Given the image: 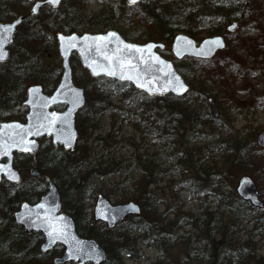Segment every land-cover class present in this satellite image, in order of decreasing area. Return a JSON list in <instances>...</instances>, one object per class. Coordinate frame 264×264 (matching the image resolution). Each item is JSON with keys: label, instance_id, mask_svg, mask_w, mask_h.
Instances as JSON below:
<instances>
[{"label": "trees", "instance_id": "16d2710c", "mask_svg": "<svg viewBox=\"0 0 264 264\" xmlns=\"http://www.w3.org/2000/svg\"><path fill=\"white\" fill-rule=\"evenodd\" d=\"M89 2H96L100 8L86 15ZM31 3L30 0H0V19L26 15L10 46V58L0 62V120L24 117L27 108L22 101L29 84L40 82L50 91L58 82L62 70L59 55L53 67H47L43 57L45 52L58 53V30L101 32L113 27L133 41L165 42L166 46L159 50L173 58L170 45L176 32L184 31L199 39L203 20L209 18L216 21L210 25L209 34L225 33L228 21L244 20L251 12L250 0H147L136 5H129L126 0H64L57 8L44 5L39 14L31 15ZM72 59L75 81L85 86L87 94L85 108L77 115L80 141L89 140L93 135L92 139L102 144L104 140L122 143L124 132L121 130L126 123L131 120L130 123L140 125L147 121L157 138L174 147L163 158L144 150L142 145H129L126 158L100 159L92 163L88 160L90 148L84 142L79 141L75 150L69 151L53 148L50 139L44 138L34 156L16 154L15 164L22 172L25 163L37 165L55 180L63 208L74 216L79 233L96 238L106 248L108 257L101 264H126L127 257L136 262L139 242L153 244L158 249L151 264H168L165 257L169 248L177 243L186 249L185 259L189 264H264V253L260 252L264 245V236L260 234L264 229V212L242 198L227 180L229 168L251 169L248 148L251 144L262 148L255 140L259 129L247 128L246 124L238 135L225 136L213 126L211 132L203 128L206 122L218 121L209 105L213 87L206 84V78H199L195 68L196 63L203 60L174 59L178 70L186 78L191 74L193 79L189 98L181 101L172 94L148 95L127 82L104 76L91 77L81 66L77 54H73ZM78 64L83 70L81 73ZM115 84L122 90L118 102L112 100L111 88ZM223 112L227 118L234 113L228 108ZM104 115L111 116L108 129L104 128ZM134 115L138 118L133 120ZM142 136L144 138V131ZM198 136L204 141L218 139L221 162L217 156L201 154L200 149L209 146V142L190 144ZM167 161L170 163L161 169ZM151 163L159 179L163 178L162 174L184 171L175 179L173 202L164 204L162 210ZM133 165L138 167L140 176L132 180L133 192L122 201L140 202L143 214L130 215L109 229L105 223L94 219L87 199L102 191L96 182L101 176L114 173L116 168L129 173ZM46 189L43 176L23 175L19 183H0V264H53L52 256L62 252L63 247L56 245L53 250L42 253L39 249L42 233L27 232L13 217L22 200L34 202ZM182 189L188 190L193 199H200L201 212L196 214L184 209L179 197ZM111 191L113 188L103 192L108 195ZM208 198L217 202L215 207L208 204ZM244 222H252L251 233L238 238ZM254 235L259 238L254 240Z\"/></svg>", "mask_w": 264, "mask_h": 264}, {"label": "water", "instance_id": "95a60500", "mask_svg": "<svg viewBox=\"0 0 264 264\" xmlns=\"http://www.w3.org/2000/svg\"><path fill=\"white\" fill-rule=\"evenodd\" d=\"M143 0H138L141 2ZM63 0H61V3ZM51 5V7H58L61 5ZM47 4L45 0H36L31 6V14L35 15L40 12L41 6ZM40 5L36 11L32 9ZM25 19V15L21 14L12 20H0V25L15 24L9 35L11 39L4 43L2 50L6 53L3 60L7 61L10 56V45L15 39L16 32L19 26ZM16 21L20 23L16 24ZM238 21H233L229 28L234 30ZM108 33H116L118 39L110 38L105 42H93L92 38L96 36H106ZM75 36V47H71L65 52L61 46L59 37ZM89 37L87 41L83 37ZM58 52L61 57L62 72L60 79L52 92H46L41 83H33L27 87V95L23 101V104L27 106V112L24 120L21 119H7L0 121V182L3 177L10 182H19L21 180V172L14 165L15 153H28L35 154L40 147V138L43 136L51 137L54 147L62 145L64 149L73 150L76 147L79 131L76 125V117L78 112L84 107L86 103L85 88L76 84L74 81L73 66L71 63V56L73 53H77L81 65L85 67L91 76H106L121 82H130L135 88L146 92L149 95L165 96L173 94L177 97L186 95L191 85L186 81L184 76L177 69L175 62L162 55L158 48L165 46L164 42L149 40L146 42H137L128 40L123 34L115 29L110 28L101 32L94 31H72L64 32L58 31L56 33ZM219 38L223 47L213 46L212 50L206 56L197 55L196 53L203 47L207 51L208 46L204 45L206 40H214ZM188 41L192 44L189 45ZM124 44L136 45L143 49L142 53L135 52V50L129 51L123 48ZM147 45H154L151 49H148ZM99 46V51L96 50ZM64 47H68L67 40L64 41ZM91 47V51H89ZM226 47V39L224 35L214 34L203 37L200 41H197L193 36L186 32L179 31L175 34L171 50L173 55L177 59H183L186 56L210 59L218 50H222ZM118 49H120L118 51ZM179 52V55L177 54ZM109 57L110 59H106ZM143 57V59H141ZM152 57H158L160 61L164 63H158ZM131 61V64H127V61ZM124 61V67L121 68V62ZM147 62V63H145ZM89 65H92L90 67ZM93 68H95L97 74H93ZM115 70L117 75L109 76L104 69ZM121 72L124 76H132L133 79H121ZM170 73H175L178 76L182 84L187 88V91L183 94H178L173 90L175 83H169L172 80ZM139 78V82L137 79ZM139 83H144L146 87L141 88ZM63 85V87H62ZM151 87L156 91L150 93L147 89ZM167 88V91L161 92L159 89ZM35 89V91H32ZM76 90L81 98L78 105L71 103L72 91ZM55 96L56 102L53 103L51 98ZM209 103L212 109V113L215 117L220 115L219 106L214 97L209 98ZM64 104L65 108L60 110L54 108L55 105ZM52 112H55L58 116L63 117L64 114L70 113L68 117V123L70 124V132L75 134V139L71 142V147L66 146L64 143L65 135L63 132H68L69 129L61 121H57L54 127H49V122L43 117ZM41 125H44L41 127ZM22 126V127H21ZM39 133V134H37ZM256 142L264 146V130H261L256 135ZM30 149V150H25ZM11 171L18 177V179H9L8 172ZM30 173L35 176L42 174L40 168L31 167ZM247 177L250 183L241 186V181ZM47 181V190L43 193L39 199L31 203L24 200L20 203L19 207L14 211V219L16 223L22 225L27 231L42 232L43 241L40 245V249L43 253L53 249L57 244H62L64 249L60 255L54 257L53 262L55 264H64L69 261H76V264H101L107 259V250L99 243L94 237H88L81 235L78 232L75 218L65 209H63L61 194L57 184L51 178L50 175L45 174ZM237 190L240 195L250 200L252 203L262 206L263 202L259 198V190L254 180L249 175H244L240 178ZM142 206L135 200H129L125 202H112L104 193L99 192L95 197V204L93 209L94 218L106 222L109 228L115 227L119 222L123 221L128 215H141ZM55 227L62 233V238H56L55 234L50 237L49 232Z\"/></svg>", "mask_w": 264, "mask_h": 264}, {"label": "rangeland", "instance_id": "374dc122", "mask_svg": "<svg viewBox=\"0 0 264 264\" xmlns=\"http://www.w3.org/2000/svg\"><path fill=\"white\" fill-rule=\"evenodd\" d=\"M250 1V14L246 16L244 20L236 19L239 21V25L234 32H225L227 48L220 51L211 60L197 62L195 66L197 74L200 76L199 78H206V84L212 85L214 93L211 96L216 98L221 113L217 118L218 121H215L214 123H205L203 128L207 132H211V128L213 126L225 136L229 133L238 135L239 130H241L242 126L246 124H248L247 128L255 126L259 129V131L264 130V0ZM99 8L100 5L96 2H89L86 5V15H90ZM213 23L216 24L215 19L209 20V18H205L203 20V26H201L203 29L201 38L206 35H210L209 29L210 25ZM43 57L45 59L46 66L53 67L57 63L58 53L56 54L54 51L45 52ZM79 65L80 64L77 66L79 73H81L83 70ZM187 77L188 78H185L190 83V81L193 80L192 75L189 74ZM120 88L121 87L117 84L111 88L113 102L119 101L122 91ZM128 88L129 86H125V89ZM176 98L181 101H186L189 98V93ZM132 108H135V106H132ZM224 108H228V110L234 112L231 114V118H227V115L223 112ZM152 117L154 118L155 116ZM137 118L138 117L136 115L131 117L133 120ZM111 121V116L104 115L103 123L105 129L109 128ZM130 121L129 123H126L121 130L124 132L122 143L115 144V140L101 141L106 145L105 148V145L92 139L93 135L89 138V140H81L80 144L84 142V144L90 148L88 151V160L95 163L100 159L111 160L114 157L126 158L129 156L127 146H136V144L138 146L142 145L144 150L152 152V154H156V156L163 158L174 150L172 145H167L165 140H160L153 132H151L152 126L147 121H143L140 125L137 123H130ZM201 128L202 126L199 127V129ZM141 129L143 130L139 133L138 131ZM143 131L145 133L144 138L142 136ZM135 134H138V136L135 137ZM207 142H209V146L200 149L201 154L204 156H217L221 162L220 158L222 151L217 143L218 139L216 137L215 139L213 138L208 141H204L202 140V136H198L190 144L196 146L200 144L204 145ZM248 150V160L250 162L251 169H240L236 166L229 168L227 180L230 185L236 189L239 179L243 175H249L256 183L260 191V198L263 201V205L257 208L262 210L261 212H264V147L258 148L251 144ZM169 163L170 161L163 163V166L161 165V169H165V166ZM152 165L154 167L153 170L156 181H158L155 190L157 192V197L161 200L160 209L162 210L164 204L173 202L175 179L179 178L184 171L180 169L174 174H162L163 178L159 179V175L156 171L157 169L153 163H151V166ZM29 168L30 166L25 163L24 175H32L29 172ZM159 170L160 169H158V171ZM129 171L130 172L128 173L125 170L116 168L114 173L105 174L96 182L100 184L99 188H101L102 192L108 188H113V191L108 194L109 196L107 195L111 200L114 202H123L122 198H124V196H130L133 192L132 180L140 176V171L135 165L131 166ZM179 197L180 201L184 205V209L196 214L201 212L202 206L200 199H193L188 190H180ZM207 202L212 207H215L217 203L212 198H208ZM93 204L94 198L87 199V205L91 206V210ZM146 214L148 215V213ZM244 225V228L238 233V238H245L251 233L252 222H244ZM260 234L264 236V229ZM254 236V240L259 238V235ZM234 238L236 239L237 236L235 235ZM138 247L139 257L137 261L134 262L132 259L127 257L125 263L151 264L158 252L155 245L139 242ZM260 252L264 253V245L260 248ZM185 254L187 256L184 246L177 243L173 247L169 248L165 260L168 264H189L186 261L187 259H185ZM53 257L54 256H52V259ZM44 264L48 263L45 262Z\"/></svg>", "mask_w": 264, "mask_h": 264}, {"label": "snow or ice", "instance_id": "6c2138e0", "mask_svg": "<svg viewBox=\"0 0 264 264\" xmlns=\"http://www.w3.org/2000/svg\"><path fill=\"white\" fill-rule=\"evenodd\" d=\"M45 2L47 4H51L53 6L55 5H59L61 3V0H45ZM128 4L130 5H136L138 3V0H127ZM40 5H36V7H34L32 10L36 11L37 8H39ZM20 23V21H16V24ZM15 24H9V25H0V60H3L6 56V53L2 50V46L4 43L8 42L11 39V36L9 35L10 31L15 28ZM233 28L236 27L235 25L232 26ZM110 38H116L118 39L116 33H108L106 36H96L93 37L92 40L93 42H105V41H109ZM60 41H61V46L63 48V50L65 52L68 51L69 48L71 47H75V43L74 41L76 40L75 36H70V37H64L63 35H61L59 37ZM83 39L85 41H87L89 39V37L85 36L83 37ZM67 40V44L68 47H64V41ZM188 44L191 45L192 42L188 41ZM204 45L208 46L207 51H205V49L202 47L196 54L197 55H201V56H206L208 55V53L212 50L213 46H218V47H223V43L219 38H216L214 40H206L204 41ZM148 49H151L152 47H154V45H147L146 46ZM124 49H127L129 51L135 50V52H139L142 53L143 49H141L140 47H137L136 45H129V44H124L123 45ZM89 51H91V47H89L88 49ZM97 51H99V46H97L96 48ZM120 49H118L119 51ZM179 55V52L177 53ZM106 59H110L109 57H106ZM141 59H143V57H141ZM152 59H154L156 62L158 63H164L163 61H160L158 57H152ZM147 63V62H145ZM125 62L122 61L121 62V68L124 67ZM127 64H131V61H127ZM90 67H92V65H89ZM104 71L107 72V74L109 76H115L117 75L115 70L112 69H104ZM93 74H97L95 68H93ZM170 75L172 76V80L169 81V83H175V87L173 88L174 91H176L178 94H183L184 92L187 91V88L182 84V82L180 81L178 76H175V73H170ZM121 79H133L132 76H124L123 72H121ZM137 82H139V78H136ZM139 86L141 88L146 87V85L144 83H139ZM63 87V85H62ZM150 93L156 91L155 89L149 87L147 89ZM32 91H35V89H33ZM70 91H72V99H71V103L73 105H78L81 101L80 95L79 93L74 90L71 89ZM159 91L164 92L167 91V88H163V89H159ZM52 102L55 103L56 102V97L53 96L51 98ZM70 113H66L64 114L63 117L58 116L55 112H52L48 115H45L43 117V119L47 120L49 122V127H54L57 123V121H61L64 125H66L69 129L68 132H63V129L61 130L62 133L65 135V140L64 143L66 144V146L71 147V142L75 139V134L70 132V124L68 123V117H69ZM44 125H41V127H43ZM22 127V126H21ZM39 134V133H37ZM25 150H30V149H25ZM8 176L9 179H18V177H16V175L14 173H12L11 171L8 172ZM250 183V181L248 180L247 177H245L242 181H241V186ZM55 234L56 238H62V233L59 232L55 227L52 228V230L49 232V236L52 237Z\"/></svg>", "mask_w": 264, "mask_h": 264}, {"label": "flooded vegetation", "instance_id": "af4514ba", "mask_svg": "<svg viewBox=\"0 0 264 264\" xmlns=\"http://www.w3.org/2000/svg\"><path fill=\"white\" fill-rule=\"evenodd\" d=\"M229 23H230V22H227V23H226V27H227V28H228V26H229ZM228 30H229V28H228ZM229 33H230V32H229ZM61 106H63V105H61ZM61 106L58 105V106H54V107L60 109ZM44 138H46V139H50V142H51V145H52V140H51L50 137H43L42 139H44ZM79 141H80V140H78V142H79ZM52 147H53V145H52ZM55 149H56V148H55ZM58 149H59V148H58ZM60 149H62V147H61ZM25 155H26V154H25Z\"/></svg>", "mask_w": 264, "mask_h": 264}]
</instances>
